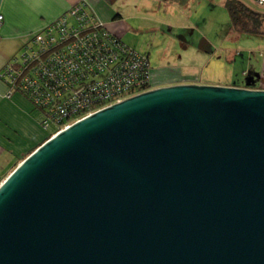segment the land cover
<instances>
[{"label":"water","instance_id":"1","mask_svg":"<svg viewBox=\"0 0 264 264\" xmlns=\"http://www.w3.org/2000/svg\"><path fill=\"white\" fill-rule=\"evenodd\" d=\"M0 264H264V90L152 89L0 184Z\"/></svg>","mask_w":264,"mask_h":264},{"label":"crops","instance_id":"2","mask_svg":"<svg viewBox=\"0 0 264 264\" xmlns=\"http://www.w3.org/2000/svg\"><path fill=\"white\" fill-rule=\"evenodd\" d=\"M79 1L86 2L95 17L111 33L140 53L141 49L147 48L141 40L146 32L167 40L172 37L174 30H191L198 35L203 31L202 34L213 41L220 40L221 44L228 40H242L247 52L251 51L250 55L257 53L253 57L255 64H248L242 69L245 79L239 83L234 79L233 72L228 73L227 79H204L208 61L215 57L217 60L221 58L215 55V51H209L205 57L208 59L206 63L198 57V60L194 57L195 61L190 62L188 59L184 63H170L167 60L156 67L150 63L153 89L174 85H213L264 90V36H235L224 9L225 0H187L183 5L172 0H0V15L3 18L0 28V69L21 50L31 34ZM237 1L264 16V4L259 5L255 0ZM191 51V55L206 52L200 48V44ZM182 53L184 57L187 55ZM142 54L150 62L149 55ZM6 92L7 87L0 80V176L13 169L46 136L32 118L29 103L17 94L6 98Z\"/></svg>","mask_w":264,"mask_h":264},{"label":"built area","instance_id":"3","mask_svg":"<svg viewBox=\"0 0 264 264\" xmlns=\"http://www.w3.org/2000/svg\"><path fill=\"white\" fill-rule=\"evenodd\" d=\"M0 80L6 98L17 94L31 104L49 138L153 89L148 57L111 33L84 1L31 34L2 66Z\"/></svg>","mask_w":264,"mask_h":264},{"label":"rangeland","instance_id":"4","mask_svg":"<svg viewBox=\"0 0 264 264\" xmlns=\"http://www.w3.org/2000/svg\"><path fill=\"white\" fill-rule=\"evenodd\" d=\"M222 11L226 14L224 10ZM161 29L162 32L166 33L165 29ZM217 29L218 28H214V30ZM174 32L176 34H174ZM174 32L171 34L172 37L169 39L167 38V40L158 38L154 35H149L147 32L141 37L142 43L146 45L147 48H143L140 51L149 55L150 63L153 67H156L157 65H160L161 62H166L167 60H169L170 63H184V61L188 59L191 62L195 61V58L197 60L199 58L205 60L204 62L206 63L208 59L205 57H207L209 51H212V53L215 51V55L221 58L220 60H217L215 57L213 60L210 59L208 61L209 65L206 67L207 69H205V73L203 74L204 79H209L211 81L227 79L229 78L228 73L231 74L233 72L234 79L239 83L245 79V77L242 76V69L248 67V64H255L253 57H255L257 53L254 52L255 54L250 55L251 51L247 52L246 44L242 40H228L224 44H221V42H219L220 40L213 41L208 36L202 34L203 31H201L200 35L191 30H174ZM199 44L200 48H204L206 52L191 55V50ZM182 52L187 55L184 57ZM20 163L21 161L13 166V169L11 168V170L0 176V184Z\"/></svg>","mask_w":264,"mask_h":264},{"label":"trees","instance_id":"5","mask_svg":"<svg viewBox=\"0 0 264 264\" xmlns=\"http://www.w3.org/2000/svg\"><path fill=\"white\" fill-rule=\"evenodd\" d=\"M172 1L178 2L179 4L183 5V4H185V2L187 0H172ZM224 9L226 10V12L228 14V17H229V20L231 23V27L233 29V32L235 33V36H238V35H244V36L261 35V36H264V16L263 15H260L258 13L253 12L252 10L248 9L246 6H244L242 3H240L237 0H225L224 1ZM29 105L31 108L30 112H32V106L30 103H29ZM44 132L46 133V136L43 139L42 143L49 139L48 133L45 130H44ZM39 146H37V147H39ZM36 148L31 150V152H29L26 156L21 158L22 159L21 162L29 154H31Z\"/></svg>","mask_w":264,"mask_h":264}]
</instances>
